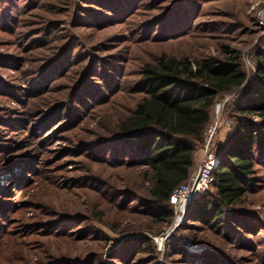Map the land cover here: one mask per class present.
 Returning <instances> with one entry per match:
<instances>
[{
  "label": "trees",
  "instance_id": "trees-1",
  "mask_svg": "<svg viewBox=\"0 0 264 264\" xmlns=\"http://www.w3.org/2000/svg\"><path fill=\"white\" fill-rule=\"evenodd\" d=\"M78 1L0 0L2 26L10 34H16L11 29L20 26L25 37L22 58L14 60L13 70L20 71L17 80L28 83L27 105L31 99L40 105L31 104L26 115L39 118L37 127L60 115L67 122L65 132L72 130L65 135L64 151L85 159L84 163L77 160L82 165L74 170L89 174L78 175L76 184L87 183L88 200L90 194L92 200L86 202L90 204L85 210L76 208L75 216L128 236L108 255L111 264H159L149 235L171 224L170 195L197 166L215 103L232 94L224 106V117L231 125L223 134L220 129L222 141H215L220 167L213 186L188 206L182 227L192 239L207 244L202 254L206 264H264V225L254 222L246 197L264 186V40L251 51L254 69L247 67L242 49L225 40L217 41L209 52L192 46L179 53L156 50L151 43L171 38L213 39L216 34H201L206 24L194 19L208 0ZM4 2L18 4L8 17L2 13ZM115 26H120L119 32L110 31ZM207 28L223 31L228 27L215 21ZM126 61L133 66L131 77L120 81ZM107 74L114 75L105 78ZM97 78L102 81H94ZM2 84L11 96L14 93L7 91L18 89ZM121 92H127L132 101L111 111L114 99L110 97ZM11 96L6 97L12 100ZM84 116L95 125L78 127ZM66 170V165L58 164L45 171L50 179L47 185L60 187ZM14 182L0 185V228L9 230L5 238L7 232L0 229V263L28 264L35 254V264H105L102 250L111 237L103 229L84 226L79 228L86 229L82 237L80 231H56L69 218L68 209L58 211L43 198L44 193L38 201H13ZM22 207L32 216L37 210L33 217L37 219L7 220ZM42 210L47 217L40 218ZM28 226H38L37 233L49 226V234L66 238L72 250L28 248L26 235L18 229ZM209 230L212 237L205 238ZM83 242L87 244L82 251L75 244Z\"/></svg>",
  "mask_w": 264,
  "mask_h": 264
},
{
  "label": "rangeland",
  "instance_id": "rangeland-1",
  "mask_svg": "<svg viewBox=\"0 0 264 264\" xmlns=\"http://www.w3.org/2000/svg\"><path fill=\"white\" fill-rule=\"evenodd\" d=\"M82 3V1H78ZM18 4L14 3L10 5L9 2H4L1 7H4V17L12 15L14 8ZM9 9V10H8ZM260 15L264 17V0H208L201 5L199 14L194 18L196 22L206 24L200 29L201 34H216L214 38H202L200 39H190L188 36H183L180 38H171L165 40L164 42H155L151 43L150 48L156 50L166 49L173 52L187 51V46H192L195 51L198 52H209L213 51L216 46L217 41H228L232 45L242 49V55L247 62V59L251 60V51L258 43L264 40V24L260 23ZM223 23L228 28L223 31H213L212 29L208 30L207 27L212 28L214 22ZM2 23V15L0 16V84L10 83L18 87L16 90H8L9 95L6 90L0 87V185L14 180L13 187L17 186L13 192H11V198L13 201L24 203L25 201H30L31 199L39 200V196L44 193L43 198L45 200L51 201L58 211L67 210L69 215L66 219V222H63L56 228V231H70L72 234H79L82 237L85 235L86 229H79L84 226L88 228L91 224L97 225L103 229L111 239L103 247L102 256L104 258L105 264H111L112 260L108 258V255L112 250L118 249L120 245L127 239L128 236H122L119 234L113 233L110 229L103 226L101 223L96 220L91 222H82L80 218L75 216L77 214L78 207H82L83 210L90 204L92 200V195L90 194L88 200V194L90 193L87 188V183L76 184L78 175H87L88 172L76 173L74 169L76 167L80 168V162L77 161L81 158L79 155H74L73 153H66L63 148L68 145L67 133H72V130H67V127H64L62 117L60 115H52L50 122L47 121L45 126L37 127L39 118H34L33 116L26 115V108L29 111V107L32 104L35 108H38L40 105L36 100H29L27 105V97H29L27 87L28 83L18 76V72L13 70L14 60L21 59L23 55V45L25 37L21 31L20 26L15 30L16 34H10L6 30ZM120 31V26H115L110 31ZM17 35H20L17 37ZM188 41H190L188 43ZM205 43V44H202ZM7 61V62H6ZM101 68H98V71ZM133 66L131 62L126 61L125 65L120 68L121 74L124 73L125 76L121 78L120 81L125 79H130L129 73L132 71ZM112 73V72H111ZM114 74H107L104 77L112 76ZM118 75H116L117 78ZM96 82H101L102 79H95ZM2 84V86H3ZM13 99L11 100L9 97ZM117 95V94H116ZM228 95V94H227ZM232 95V94H231ZM225 96L221 97L217 101H220ZM233 97V96H232ZM111 99H114L113 108L110 109L118 111L123 107L124 104L128 101H132L130 95L126 93H118V96H111ZM129 98V99H128ZM232 98L228 101L230 102ZM227 102V103H228ZM216 104V103H215ZM119 105V107H118ZM117 106V107H116ZM9 109V111H7ZM95 109V108H94ZM215 110V109H214ZM82 111V108L79 109V113ZM114 111V112H115ZM215 113V112H214ZM215 115V114H214ZM84 119L78 124V127L84 128L85 126L93 127L95 122L92 120ZM65 121V120H64ZM228 126L223 125L220 127L222 134L227 131ZM227 128V129H226ZM219 129V130H220ZM223 136L220 141H222ZM216 141H219V136L217 133ZM64 151V152H63ZM66 153V154H64ZM39 161H42L41 163ZM85 159H83L84 163ZM88 163V162H87ZM66 165L67 170L64 172V176L61 180L62 184L60 187L48 186L47 183L50 180L46 178L45 171L54 170V165ZM89 164V163H88ZM92 165V164H91ZM95 169H98V165H92ZM77 168V169H78ZM49 173V172H47ZM89 174V173H88ZM93 183L88 185H92ZM84 186V187H82ZM247 201L250 202L247 205L252 206L253 208V217L254 222L262 223L264 225V186L259 189L257 194H246ZM25 206V205H22ZM70 210V211H69ZM37 210H35L33 216L30 210H27L26 207H22L20 210L11 216H7V220L11 217L24 218L25 221H30L35 216ZM76 211V212H75ZM40 218L47 217L46 211H40ZM32 216V218H31ZM27 217H30L27 219ZM175 217L170 225H168L163 231L156 235H149L152 239L154 246L158 252V262L159 264H192L190 261H193L194 264H206V257L203 256V252L207 247L206 243L199 242L198 240L192 239L188 235V231L182 226L186 222V218L180 224L174 227ZM13 223H9V226H12ZM6 228V226H3ZM0 228L1 233L7 232L5 238L8 236V229ZM38 226H34L33 229L28 227H19V232L24 233L25 240L28 243L26 245L29 247H39V252L42 251L44 247H50V250L53 252H58V249L71 251L72 246L68 247L67 239L60 236H53L49 234L52 228L46 226L45 228L40 229V233H37ZM12 230V229H11ZM210 231V230H209ZM205 232V238L212 237L211 231ZM12 232H9V235ZM147 233V232H146ZM264 235V228L261 232ZM4 235V234H3ZM13 235L11 234L10 238ZM85 241V240H84ZM187 241L195 242L200 245L201 249L193 250L185 247ZM86 242L78 243V247L83 251L86 246ZM183 249V256L178 253H173L172 249L174 248ZM234 253L235 250H232ZM187 253V255H185ZM36 255H33V259L28 262V264H35ZM1 258V257H0ZM3 258V257H2ZM45 259V258H44ZM186 259L190 260L186 262ZM4 260L1 259V262ZM14 260L15 264H19V261ZM97 262H94L96 264ZM0 264H5L0 263ZM26 264V263H24Z\"/></svg>",
  "mask_w": 264,
  "mask_h": 264
},
{
  "label": "built area",
  "instance_id": "built-area-1",
  "mask_svg": "<svg viewBox=\"0 0 264 264\" xmlns=\"http://www.w3.org/2000/svg\"><path fill=\"white\" fill-rule=\"evenodd\" d=\"M260 23L264 24V17L260 15ZM248 68L254 69L251 60L247 59ZM232 98L231 94L217 101L215 104V115L205 129L201 156L198 164L189 176L188 180L177 186L170 195V204L174 211V227L181 224L186 218L188 206L202 193L213 186L215 173L220 167V159L214 151L215 139L222 125L229 126L231 121L224 117V106ZM185 247L188 249L199 250L200 245L187 241Z\"/></svg>",
  "mask_w": 264,
  "mask_h": 264
},
{
  "label": "crops",
  "instance_id": "crops-1",
  "mask_svg": "<svg viewBox=\"0 0 264 264\" xmlns=\"http://www.w3.org/2000/svg\"><path fill=\"white\" fill-rule=\"evenodd\" d=\"M220 132H221V131H220ZM220 134H222V133H220ZM220 134H219V135H220ZM221 137H222V136L220 135L219 140L221 139ZM200 156H201V150H200V152H199L198 161H199ZM197 164H198V162H197Z\"/></svg>",
  "mask_w": 264,
  "mask_h": 264
},
{
  "label": "bare ground",
  "instance_id": "bare-ground-1",
  "mask_svg": "<svg viewBox=\"0 0 264 264\" xmlns=\"http://www.w3.org/2000/svg\"><path fill=\"white\" fill-rule=\"evenodd\" d=\"M180 225V224H179Z\"/></svg>",
  "mask_w": 264,
  "mask_h": 264
}]
</instances>
